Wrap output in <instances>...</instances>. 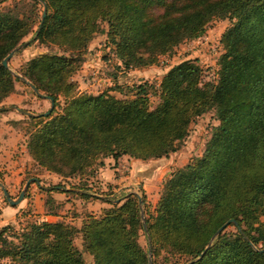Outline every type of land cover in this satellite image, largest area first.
Returning a JSON list of instances; mask_svg holds the SVG:
<instances>
[{
  "label": "trees",
  "instance_id": "trees-1",
  "mask_svg": "<svg viewBox=\"0 0 264 264\" xmlns=\"http://www.w3.org/2000/svg\"><path fill=\"white\" fill-rule=\"evenodd\" d=\"M43 1L42 22L11 8L0 10V103L21 81L18 74L54 99L47 116L29 117L45 120L27 142L40 167L67 177L92 175L106 157L168 156L190 123L209 110L218 124L202 154L170 173L154 213L146 216L144 194L140 205L130 192L117 203L103 199L111 206L98 215L87 213L80 227L63 220L33 221L21 229L4 225L0 261L86 264L74 242L80 235L92 264H149L148 248L139 242L141 206L151 264L162 252L161 261L178 255L183 264H264V0ZM214 19L229 21L215 76L203 79L193 60L171 66L156 87L153 108L147 82L132 85V96L119 98L109 90L82 91L73 79L100 22L106 23L107 41L121 64L134 69L156 64L182 41L202 36ZM34 24L32 39L19 44ZM35 39L64 52L40 53L17 72L2 65L12 49ZM60 99L64 106L57 112ZM46 187L97 198L82 186ZM230 218L241 229L231 223L233 230L227 226L211 240Z\"/></svg>",
  "mask_w": 264,
  "mask_h": 264
},
{
  "label": "rangeland",
  "instance_id": "rangeland-1",
  "mask_svg": "<svg viewBox=\"0 0 264 264\" xmlns=\"http://www.w3.org/2000/svg\"><path fill=\"white\" fill-rule=\"evenodd\" d=\"M37 1L39 3L36 4L33 3V0H1L0 10L11 8L20 16L25 15L34 17L37 21L41 18L43 10L42 3L39 0ZM228 24L229 21L227 19H214L209 23L202 36L196 39L182 41L176 45L170 53L160 55L156 64L142 68L126 69L114 54L112 46L107 41L106 23L100 22L99 30L88 43L87 50L82 56L83 62L73 75V79L82 91L98 94L102 91L109 90V94L119 98L132 96V92L130 91L132 85L147 82L152 85L149 89V106L153 108L158 102L156 87L162 76L171 66L184 60H193L202 67L203 79L208 80L215 76V71L218 69L217 61L219 55L223 52L220 37ZM36 27L37 25L34 24L31 32L24 36L19 44L30 41L34 36ZM44 52L63 53L64 51L55 45L42 43L38 39H35L27 45L20 46L19 50H16L8 61V65L13 72L20 71V68L28 59ZM59 103L60 105L56 108L57 112L64 106L63 99H60ZM0 105L8 107L7 109L0 110V139H15L14 141L17 142V144L12 147L11 155L12 158L18 162L17 168L22 169L23 173H25L21 182L10 181L9 188H12L14 185L12 192L15 198L23 188L25 181L29 177L34 176L39 178L42 186L60 185L67 189L72 186H82L87 188L88 192H92L93 195H101L102 200L110 198L113 199L115 203L120 200L122 201V197L130 192L140 196L144 194L147 209L146 216L154 213L163 184L170 173L176 168L184 166L193 156L202 154L205 144L211 136L212 128L218 124L213 110H209L196 117L194 121L190 123L188 133L176 151L157 160L153 159V161L141 162V164L146 165L147 169L150 170L149 172H152L153 169L156 170L154 178L149 180L150 176L144 177V179L136 183L134 187L130 186V190H127L129 187H123L120 191H115L114 188L116 186L114 183H106L105 179H107V177L99 175V169L101 167L97 168L92 175H84L82 177L72 175L67 177L47 171L43 167H40L31 157L27 149L29 135L45 120H31L29 116L18 112L16 109H10L9 107L16 106L38 114L45 112L50 107V101L48 99L38 97L28 85L17 80L15 81V90L5 97ZM11 169L15 170V168H10V170ZM3 172L7 173V170H3ZM0 182L4 185L6 184V180L1 171ZM29 185L38 186L35 182ZM60 192L62 191L58 193ZM0 194L3 195L1 189ZM67 197H70V199H78L77 196L69 194H67ZM79 199H81V197ZM81 200H86L85 205L88 203L87 205L92 209V213L94 212L97 215L102 212V209L111 206L105 200L102 201L104 204L102 207V202L97 199L82 198ZM75 203L76 202H74L72 206L73 209H76ZM87 205L85 207H87ZM88 211L89 210L84 214V217L87 213H90ZM24 213L25 212L19 216L20 220L18 222L7 225H11L15 229H21L35 221L32 215L28 216L27 213ZM228 230H233V227L228 226ZM12 240L16 241L14 238H12ZM74 242L77 248L82 252L86 264H92L91 256L83 249L80 235L75 236ZM139 242L145 249L148 248L144 230H140ZM162 255L158 258L159 262L156 264H183L185 260L184 257L175 255L169 257L168 260L164 259L161 261ZM0 264H7V262L6 260H2Z\"/></svg>",
  "mask_w": 264,
  "mask_h": 264
},
{
  "label": "crops",
  "instance_id": "crops-1",
  "mask_svg": "<svg viewBox=\"0 0 264 264\" xmlns=\"http://www.w3.org/2000/svg\"><path fill=\"white\" fill-rule=\"evenodd\" d=\"M14 140L15 139H0V171L6 180L5 185L8 193L13 199L15 198L12 192L14 185L12 188H9L10 181L21 182L23 176L25 175L22 169L17 168L18 162L14 160L11 155L12 147L17 144ZM157 159L160 158H156L155 160ZM143 161H153V159L140 160L123 155L115 161L111 157H106L103 159L104 165L99 169V175L107 177V179H105L106 183H114L116 186L114 188L115 191H120L123 187H129L127 190H130V186L134 187L135 184L144 179V177L150 176V180L156 175L155 169H153L152 172H149L150 170L147 169L146 165L141 164ZM10 168H15V170H10ZM3 170H7V173H4ZM46 190L47 189H43L39 185H29L26 190L25 197L14 206L10 205L3 195L0 194V226L7 224L12 225L13 223L18 222L20 220L19 216L23 212L26 214L29 211L27 213L28 216L32 215L35 218V221L63 220L75 225L76 227H80L84 219V214L87 210L92 213V209L87 205L88 203L86 204L87 207H85L86 200H81L82 198L79 199L80 197L76 193H58L59 191ZM67 194L77 196L78 199H70V197H67ZM94 195H97L98 197H91L88 199H97L101 202L103 201L101 195ZM74 202H76V209H73L72 207ZM103 205L104 204L102 202L101 207Z\"/></svg>",
  "mask_w": 264,
  "mask_h": 264
},
{
  "label": "water",
  "instance_id": "water-1",
  "mask_svg": "<svg viewBox=\"0 0 264 264\" xmlns=\"http://www.w3.org/2000/svg\"><path fill=\"white\" fill-rule=\"evenodd\" d=\"M41 3H42V5H43V10H42V14H41V22L44 20V17H45V15H46V13H47V5H46V3H45V1H43V0H39ZM20 46H22V45H19L18 47H16V48H14V49H12L3 59H2V61H1V63H2V65L3 66H5V67H8V61L10 60V58L14 55V53L16 52V50H17V48H19ZM18 77L21 79V81H23L26 85H28L33 91H34V93L38 96V97H41V98H45V99H48L49 101H50V107H49V109L47 110V111H45V112H41V113H38V114H35V113H32V112H30V111H27V110H25V109H23V108H20V107H16V106H12V107H9L10 109H16L18 112H20V113H22V114H25V115H27V116H29V117H34V116H47L50 112H51V110H52V108H53V106H54V99H53V97H51V96H48V95H46V94H43V93H41L39 90H38V88L33 84V83H31L30 81H28V80H26L25 78H23V77H21L19 74H18ZM8 107H0V110H4V109H7ZM33 182H35V183H37L41 188L43 187V188H49V187H45V186H42L41 184H40V180H39V178H37V177H34V176H32V177H29L26 181H25V184H24V186H23V188L19 191V193H18V195H17V197L16 198H12L10 195H9V193H8V190H7V188L5 187V185L3 184V183H1L0 182V189L2 190V194H3V196H4V198L6 199V201L10 204V205H16V204H18L24 197H25V194H26V190H27V188H28V186H29V184L30 183H33ZM137 197H138V201H139V204L141 205V196L140 195H137ZM140 208H141V217H142V226H143V230H144V232L146 233V235H147V239H148V253H149V264H151V257H150V255H151V239H150V236H149V233H148V228H147V225H146V221H145V217H144V212H143V210H142V207L140 206ZM234 224L235 226H237L238 227V229H241L238 225H237V222L234 220V219H232V218H230V219H228L225 223H223L217 230H216V232L214 233V235L212 236V238H211V240H213L225 227H227L228 225H230V224ZM262 251L264 250V247L261 249ZM204 252V251H203ZM203 252H202V254H203ZM190 262H187V263H185V264H189Z\"/></svg>",
  "mask_w": 264,
  "mask_h": 264
}]
</instances>
